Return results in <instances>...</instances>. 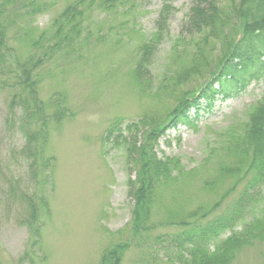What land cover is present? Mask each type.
<instances>
[{
  "label": "rangeland",
  "instance_id": "374dc122",
  "mask_svg": "<svg viewBox=\"0 0 264 264\" xmlns=\"http://www.w3.org/2000/svg\"><path fill=\"white\" fill-rule=\"evenodd\" d=\"M76 1L22 0L3 16L12 24L0 61V264H176L169 261L173 244L168 242L181 240L176 224L196 209L212 212L218 201L217 211L200 224L222 217L256 176L257 162L238 149L263 100L264 72L256 68L258 75L245 74L244 81L223 76L230 71L226 61L239 21H229L224 30L216 20L217 29L205 33L211 40L193 49L199 36L188 25L190 0L92 7L77 51L60 52L36 68L46 136L32 179L21 153L26 148L22 110L11 100L27 95L14 84L15 62L40 59L33 44L42 34L48 39L53 20ZM164 4L168 18L160 33ZM225 8L230 18L238 17L230 4ZM160 34L150 64L138 75L139 49ZM210 85L213 95L207 99ZM60 106L67 112L56 122ZM163 119L174 124L150 132L147 150L178 164L155 186L151 203L144 193L145 173L154 166L133 142L139 146L145 140L136 128ZM258 194L243 221L264 216V184ZM145 206L146 221L140 215ZM243 221L232 228L241 230ZM139 227L150 230L137 234ZM257 235L227 264H264V234Z\"/></svg>",
  "mask_w": 264,
  "mask_h": 264
},
{
  "label": "trees",
  "instance_id": "16d2710c",
  "mask_svg": "<svg viewBox=\"0 0 264 264\" xmlns=\"http://www.w3.org/2000/svg\"><path fill=\"white\" fill-rule=\"evenodd\" d=\"M3 4L0 6V61H4L6 57V51L8 48L5 43V37H7L8 27L12 24V21H4L8 18L3 17L6 12H9V7H14L16 4H20L22 0H2ZM130 3L135 0H77L74 5H69L66 10L58 16L52 22V31L48 35V39L45 38V34L39 37L33 45L37 47L38 51L42 52L41 58L38 60L30 57L25 63L15 62L14 72L18 73L14 78V84L21 90H25L27 95H16L11 99L12 102H18L19 107L22 110V118L20 119V128L23 134V138L26 142V148L21 150L23 159L28 163V173L32 179L38 176L37 167H40L41 160V148L43 147V141L46 136L45 124L41 122L40 117L43 114V108L38 98V73L35 72L36 68L45 61L52 62L54 55L58 53H66L77 51L76 42L84 33L83 28L85 25L86 11L92 7L103 9L113 8L115 5H123L122 2ZM194 7L192 8V17L188 20L190 31L199 36L197 44L193 49L200 44L205 45L211 37L208 34V30L217 29L213 24L216 20L221 21L224 24V30L226 24L229 21H239L236 26V30L232 34L231 42L233 41V48L228 54L226 61V67L230 69L227 75H223L224 78L234 79V81H244L243 75L248 74L247 77H255L258 75L256 68L264 72V0H190ZM166 3V1L164 2ZM230 4L232 11L237 18H230L231 13H227L226 5ZM82 6H84L82 8ZM167 4H164L162 13L157 22V30L162 33L163 28L161 24H165L168 18L166 12ZM16 9V8H15ZM166 12V14H165ZM158 26L160 27L158 29ZM163 39L162 34L155 36L151 40V44L141 46L138 53L140 55L137 61L136 71L138 75H141L143 70L150 64L151 57L153 56L157 45ZM191 40V39H190ZM27 63V64H26ZM13 66V64H12ZM11 66V67H12ZM10 67V68H11ZM5 69V68H4ZM186 77H188L186 75ZM141 78V76H140ZM142 79V78H141ZM225 81H223L224 83ZM222 89L223 85L221 83ZM209 99L213 95L211 85L204 90ZM63 103H60V105ZM67 109L60 106L54 113L56 122L63 118ZM41 115V116H40ZM40 116V117H39ZM58 117V118H57ZM142 124L145 121L141 122ZM174 120H161L160 123H156L154 126L148 122L141 127L138 132L144 136L141 145L137 139L134 143V149L141 152V155L146 158L148 162H151L154 168H150L145 173V182L147 187L144 190L146 196H148L151 203H155V186L158 185L163 179L170 178L171 173L178 162H174L171 159L159 160L156 156H153L151 150H147L149 133L159 132L164 130L169 125L172 126ZM38 127L35 130L34 127ZM147 127L148 129H146ZM129 131L132 129V125H127ZM245 140L247 143H245ZM245 144L250 146V149H245ZM131 146V148H132ZM239 154L242 156L250 154L253 157V163L257 162L255 169V178L249 183L242 193L239 200L226 206V210L223 212L222 217L216 218L212 221L205 223L200 222L207 219L211 213L217 211L219 201L214 203V210L212 212L203 213L201 209H196L191 212L186 219L179 221L177 227L181 228L180 232L176 233L180 236L181 240L168 241L172 242L170 246L169 255L176 264H227L233 258V252L239 250V247H243L253 240L254 232L260 237L264 234V216L260 221H243L245 210H253L252 207L257 205L259 200V194L261 193V186L264 184V97L259 105L251 113L248 124L245 128V133L239 146ZM251 151V152H250ZM147 154V155H146ZM246 156V155H245ZM154 158V159H152ZM42 164V163H41ZM252 164V163H251ZM251 165L249 164V167ZM251 169V168H250ZM246 174V173H244ZM256 189V190H255ZM253 191L255 193H253ZM145 202V201H144ZM145 204V203H144ZM140 215L143 214V220L149 219V208L147 206L142 207ZM33 214V212L31 211ZM244 223V229L236 231L232 227L235 224ZM146 223V222H145ZM189 227V228H186ZM140 231L137 234L147 232L150 229L148 227H139ZM229 232L224 239L219 238L221 234ZM221 232V234H220ZM257 235V236H258ZM256 236V237H257ZM172 240V237H169Z\"/></svg>",
  "mask_w": 264,
  "mask_h": 264
}]
</instances>
